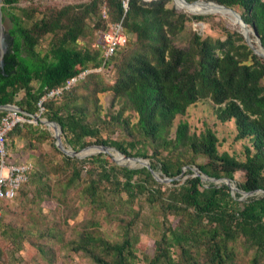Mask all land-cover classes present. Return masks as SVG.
<instances>
[{
  "label": "trees",
  "instance_id": "obj_1",
  "mask_svg": "<svg viewBox=\"0 0 264 264\" xmlns=\"http://www.w3.org/2000/svg\"><path fill=\"white\" fill-rule=\"evenodd\" d=\"M16 1L4 0L2 22L5 4ZM123 1L88 0L45 10L29 6L21 14H9V46L0 68V106L16 105L33 116L48 90L91 69L60 95L46 98L42 113L61 126L66 147L80 150L89 143L108 145L127 156L148 158L150 168L112 165L101 152L84 158L70 156L53 142L60 157L56 168L65 181L50 184L48 169L56 164L52 157L42 158L38 168L31 167L13 198L19 191L26 194V183L35 186L37 201L44 195L58 199V189L62 193L74 189L80 203L91 206L94 214L104 212L115 218L122 225L118 239H108L96 228H82L67 245L93 264H135L139 241L135 226L143 215V204L158 230L153 253L144 256L147 264H244L239 260L240 244L249 253L247 264H264V58L253 53L238 31L226 27L221 28L223 38L193 31L187 47H178L173 37L185 22L204 20L207 15L177 12L167 7L169 0H126V6ZM212 1L238 7L264 46V0ZM120 21L125 40L105 60L102 34ZM89 30L96 35L94 48L79 45ZM47 35L48 46L42 52L38 46ZM104 60L111 82L93 70ZM108 91L118 109L102 114L97 93ZM92 98L90 108L87 101ZM207 98L215 105L219 121L233 120L235 139H248L244 159L219 152L218 137L211 128L197 134L181 120L172 134L176 115ZM126 111L136 114L135 122ZM5 113L0 110V117ZM118 130L117 138H111ZM14 136L44 140L49 133L24 121L7 132V141ZM185 167L188 176L179 182L174 177ZM192 167L198 168V174ZM151 169L173 178L171 185L159 182ZM238 170L243 178L236 186L243 191L259 190L260 195L240 201L241 193L232 192L226 183L202 178L205 174L233 181ZM12 199L2 200V211ZM1 219L2 213L0 227ZM34 227L32 222L28 228H11L16 250ZM46 233L52 234L50 230ZM38 248L47 254V249ZM52 262L49 257L48 264Z\"/></svg>",
  "mask_w": 264,
  "mask_h": 264
},
{
  "label": "rangeland",
  "instance_id": "obj_2",
  "mask_svg": "<svg viewBox=\"0 0 264 264\" xmlns=\"http://www.w3.org/2000/svg\"><path fill=\"white\" fill-rule=\"evenodd\" d=\"M88 0H18L11 4H5V9L7 13L6 18L9 21V14H21L22 8L34 6L40 10H45L46 8H57L66 4L79 3ZM148 1V0H147ZM4 4V0H1V6ZM167 7L173 8L177 12H184L188 16L194 14L207 15L204 20H194L193 18L188 19L185 22L183 30L173 37V42L176 46L185 48L188 45L189 38L193 31H198L202 36H212L223 38L222 27H226L230 30L237 31L238 29L233 26L230 19L219 13H189L184 10H178L174 6V0H169L167 2ZM104 9V8H103ZM102 9V10H103ZM235 10L241 13L238 7ZM10 23V21H9ZM88 28L91 24H88ZM253 37V36H252ZM49 41V35L44 36L38 46V49L44 52L47 49ZM96 35L93 34L92 30H89L85 37L80 38L79 45L87 46L89 48L95 47ZM91 70V69H89ZM103 76L102 79L106 82H111V72L110 70L99 71ZM85 92V90H80ZM22 92L18 93L17 99L20 98ZM98 104L101 108V113L114 112L118 109V104L116 102L112 103V94L108 92L97 93ZM93 99L88 100V106L92 108ZM215 105L210 99H200L196 103L191 104L185 114H178L174 119V124L172 127V134L176 125L181 120H185L189 124L190 132L199 134L204 131L205 128H211L218 137V151H227L230 154L235 155L239 159H244V145L249 144L248 139L236 140L235 139V126L233 120L221 122L219 121L214 113ZM44 111V108H43ZM131 113V121L135 122L137 116L132 111H126L125 115ZM38 119H32V121H27L33 126H39L49 133V137L44 140H34L33 138L27 136H14L12 140L8 141L9 149L14 159L18 161H24L31 164L34 169L38 168L40 165L39 160L47 159L52 157L54 159L53 167L48 169L47 181L50 184H55L56 182L65 181L63 178L61 170L56 168L59 166L60 157L55 153L52 147V143L55 142L54 131L48 125H46L43 120L46 119L43 113L35 114ZM118 132V133H117ZM111 138H117L120 130H118ZM28 138L33 139V144L29 145ZM62 138V136H61ZM91 140V139H90ZM89 143L85 147L92 145ZM70 148V147H68ZM83 151H80L81 154ZM95 149L85 153L82 157H88L92 154H97ZM105 159L109 164L127 166L130 168L142 167L137 159H133L130 156L124 155L119 152L114 147L109 148L108 152H102ZM149 162L148 158H141ZM58 160V161H57ZM136 160L134 164L132 161ZM187 168H183V173L176 178L179 182H183L188 175H184ZM158 177L163 178L160 171H156ZM84 174V172H83ZM243 178V172L238 170L235 172L234 180L232 184L236 186ZM158 180V179H157ZM205 180V179H204ZM159 182L171 185L170 181L158 180ZM209 181V180H208ZM216 184H220L223 181H212ZM24 189L26 194H22L20 191L17 196L12 200H8L5 209H1L2 226L0 227V264H48V259L51 257L53 259L52 264H93L92 260L84 255L82 252H75L69 249L67 246L69 241L76 238L78 232L82 228L87 229H97L98 232L103 234L108 239H118L122 232V225L118 223L115 218L104 216V212H94L89 205H82L79 201L77 191L70 189L66 193H62L59 189L57 190V198L45 196L41 201H37L33 197L35 186L25 184ZM261 192L257 191L251 195L241 194L239 200H245L248 196L260 195ZM136 208V205H135ZM151 212L145 204H143V215L135 226V230L139 236V241L137 244L136 254L137 259L135 264H147L144 259L145 255H151L154 248V240L157 238L158 230L150 216ZM173 222L176 221L175 218H171ZM35 224L32 229L31 234L26 236V240L23 241V245L16 250L11 242V236L9 231L11 228H18L23 226V228L30 227L31 223ZM5 232H2V229ZM47 230L51 231V235H48ZM47 245L50 247L47 248ZM39 246L47 249V254H44ZM239 252L241 253L240 261L244 260L243 263H248L249 253L245 252L242 245H239Z\"/></svg>",
  "mask_w": 264,
  "mask_h": 264
},
{
  "label": "built area",
  "instance_id": "obj_3",
  "mask_svg": "<svg viewBox=\"0 0 264 264\" xmlns=\"http://www.w3.org/2000/svg\"><path fill=\"white\" fill-rule=\"evenodd\" d=\"M123 5H127V1H123ZM105 14V10L102 11ZM125 40V34L123 32V26L121 21L110 25V29L102 34V46L104 48V58L113 54L118 46H120ZM95 68V71L107 70L108 65L105 63ZM91 70L86 69L81 71L76 76L67 79L60 86L54 87L48 90L38 101L39 114L43 112L42 102L46 98H51L60 95L64 90L70 88L76 83L79 78L85 76L86 73ZM35 119L33 116L27 113L20 112L15 108H7L6 113L0 117V215H1V202L3 199H12L17 192L20 184L27 179V176L31 169V164L18 161L14 159L10 152L7 132L17 123L24 121H32Z\"/></svg>",
  "mask_w": 264,
  "mask_h": 264
},
{
  "label": "water",
  "instance_id": "obj_4",
  "mask_svg": "<svg viewBox=\"0 0 264 264\" xmlns=\"http://www.w3.org/2000/svg\"><path fill=\"white\" fill-rule=\"evenodd\" d=\"M147 1V0H146ZM180 3L184 4V5H196L199 2L202 3H212L215 6L218 7H223L226 8L228 10H230L235 18L236 21L238 22V24L240 25V29H238L237 31L243 36L244 38V42L249 46V48L253 51V53H255L256 55L264 58V53L262 51H264V46L260 40V36L258 34V31L256 30V28L253 25L248 24L242 17L241 13H239L238 11L235 10L234 7H230L227 6L225 4H221L212 0H192V1H188V0H178ZM175 6V4H174ZM176 8V6H175ZM191 13H199V12H191ZM4 20L2 22V12H1V0H0V68L3 67L4 65V54L9 46V42H8V36H7V29L10 26V23L8 21V19L6 18V16L4 15ZM253 36V37H252ZM3 71V70H2ZM15 108L18 111L22 112V110L17 107L16 105H2L0 106V110H6L7 108ZM33 117L35 119H38V117L36 115H33ZM43 122L49 126V124L52 125L53 131H54V138H55V144L56 146L65 154L70 155V156H76V157H82L85 153H79L80 151H84L87 148H92L95 149L97 152H108L109 148H112L111 146L108 145H99V144H92L88 147H83L80 150H74L72 148H68L66 147L61 140V126L55 122V121H51L48 119L43 120ZM120 152V151H119ZM133 159H137L142 166H146L148 168H150V164L148 161H145L143 159H141L142 157L139 156H130ZM192 169L194 170L195 174H198V168L196 167H192ZM152 174L154 175V177L158 180H163V181H170L173 178H169V177H163L160 178L158 177V174L156 171L151 169ZM178 176L174 177L177 178ZM202 178L205 180H210V181H223L224 183H226L232 190V192L234 191H238L243 195H251L254 194V192H257L259 190H255V191H243L240 190L237 186H235L234 184H232V181H230L229 178H220V179H216V178H212L209 177L205 174L202 175Z\"/></svg>",
  "mask_w": 264,
  "mask_h": 264
},
{
  "label": "bare ground",
  "instance_id": "obj_5",
  "mask_svg": "<svg viewBox=\"0 0 264 264\" xmlns=\"http://www.w3.org/2000/svg\"><path fill=\"white\" fill-rule=\"evenodd\" d=\"M174 4L178 10H184V11L189 12V13H191V12L219 13L221 15L228 17L230 19V21L232 22L233 26H235L237 29L241 28L240 25L238 24V22L236 21L234 14L226 8L215 6L212 3H206L205 4L202 2H199L196 5H184V4L180 3L178 0H174ZM262 52L264 53V51H262ZM49 127L52 128V125L49 124ZM92 150H94V149L87 148L82 153H87V152H90ZM135 162H137V161L136 160L132 161V164H134ZM138 163L141 164L140 162H138Z\"/></svg>",
  "mask_w": 264,
  "mask_h": 264
}]
</instances>
